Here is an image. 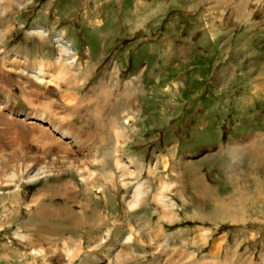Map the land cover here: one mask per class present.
<instances>
[{
	"label": "rangeland",
	"instance_id": "1",
	"mask_svg": "<svg viewBox=\"0 0 264 264\" xmlns=\"http://www.w3.org/2000/svg\"><path fill=\"white\" fill-rule=\"evenodd\" d=\"M0 18L4 51L0 76L5 75L0 85L8 91H0V99H6L18 113L46 114L60 125L65 122L62 114L47 111L46 100L67 112L72 110L66 107L70 105L67 100L83 101L85 106L73 112L70 125L84 128L94 136L92 144L100 145L97 134L104 129L103 121L97 120L102 115L92 111L94 107L106 105L105 112L110 106L120 113L131 110V100L139 97L142 130L139 137L131 134L135 140H128L125 157L142 161L146 167L157 157L169 163L166 168L160 166L154 181L150 180V201L134 212L127 213L124 188H111L108 198L99 193V200L89 203L91 211L95 208L98 216L102 214L92 226L69 217L61 223L51 219L45 226H36L37 208L30 204L33 195L46 194L60 186L62 179L23 185L20 193L12 191L13 187L2 188L0 199L6 197L0 201V264H68L62 250L65 244L87 247L109 227H116L115 234L103 249L91 257L84 254L74 264H98L104 252L131 230H138L134 245L140 252L156 249L155 236L158 242L168 237L177 242L196 240L193 247L199 249L204 231L208 242L201 254L216 253L219 264L234 252L245 259L252 257L255 264L264 258V0H5L0 1ZM39 28L49 33L47 45L31 35ZM62 32L66 36H60V43L72 41L80 65L76 78L70 70L65 92L55 85L20 84L15 72L3 70L14 53L29 56L31 62H55L60 52L56 40ZM142 68L143 88L136 85L128 95L122 93L124 83ZM113 104L117 106L112 108ZM1 137L0 150L5 147L12 157L23 159L15 150L25 147V136ZM143 177L147 178L146 172ZM161 179L178 182L170 195L179 205L174 221L151 201ZM52 196L42 203L48 202L51 208L66 206L60 196ZM56 227L67 232L50 236L48 230ZM17 231L29 235L28 240H19L14 235ZM50 237L61 244L57 254L49 251ZM35 242L44 255L33 254ZM217 244L222 251L214 250ZM156 254L147 256L148 261L138 258L124 264H152L158 260Z\"/></svg>",
	"mask_w": 264,
	"mask_h": 264
},
{
	"label": "bare ground",
	"instance_id": "2",
	"mask_svg": "<svg viewBox=\"0 0 264 264\" xmlns=\"http://www.w3.org/2000/svg\"><path fill=\"white\" fill-rule=\"evenodd\" d=\"M0 1L3 2L5 0H0ZM32 34H34L33 36H36V38L40 40L41 44L47 43L48 40L47 37H49V33L46 30L44 29L40 30L39 28L36 29V31L31 32V35ZM61 35L66 36V34L62 32L57 37L59 39L56 40L58 45L57 48L58 51L60 52H59V57L55 60V62L42 61V60L31 62L32 59L29 60L30 58L29 56H25V55L20 56L14 53L12 58L10 57L9 59V64L4 65L3 70L6 69L8 73L15 72L16 74L15 78L17 82H19L20 84L25 85L31 83V84H35V86L38 85L39 87L40 86L48 87L50 85H55L65 92V90L68 88L69 85L66 80L67 77H71V75L73 74L74 75L73 77L76 78L80 73V71H78L80 65L76 61L77 56L75 55V50L73 48L72 41H68V44L65 45L61 44L60 43L62 41L61 40L62 38H60ZM1 46H0V55H3L4 51L2 50ZM71 53H73V55ZM70 70H74L72 74H70L71 73ZM143 74H144V69L143 68L140 70L138 69L137 73L132 75L124 83L125 88L122 93L126 95L127 92L129 90H132L136 85H138V87L140 88H143L142 87ZM3 76L5 75H2L0 77ZM104 87H105L104 83L101 84L100 91ZM3 88L4 87H2V90L0 89V91H3L4 90ZM57 91L59 90L57 89ZM134 91L136 92V90ZM139 99L140 98L138 97V101H137L136 96H134V98L131 100L133 103L132 106H130L131 110L129 111L124 110L121 111L120 113H116L117 110L115 109L116 110L115 111L114 109H111L110 106L108 105L106 112L103 110V108H105L106 105H104L103 108L94 107L92 111L99 112V114L102 115L101 117L103 118L102 119L100 117H97V120L103 121V128H104V129L100 128V131L98 130L99 133L97 131L98 133L97 135L98 136L101 135L100 145H97L98 143L96 145L92 144V140L94 136L91 133L86 132L84 128L77 127L76 125L75 126L70 125V121L73 117L72 116L73 112H79L85 106L83 104V101L80 102L78 99H71L70 101L67 100V105L68 104L70 105L68 106H66L65 104L64 105L66 107L72 108L71 111L69 110V112H67L65 110L62 111L61 109L63 108L61 107L58 108L56 105H54V102L52 100L50 99L46 100L45 108L47 111L49 112L51 111L53 114L54 112H58L62 114L61 118L65 122L64 124L60 125V124H55L51 120L47 119L46 114L38 115L36 113H30V112L18 113L9 105L6 99L5 100L0 99V135L6 140H8L9 138L12 140L13 139L16 140L18 136L21 137L25 136L24 139L26 140L24 141L25 147L24 146L21 147L20 150H18L19 148H16L15 150L21 152L23 159L19 160L18 157H12V154L10 153L11 150L5 149V147L1 148L0 150V195L3 196V190L1 189L4 187L7 188L13 187L12 191L16 193H20L22 191L23 185H31L34 183H38L45 178L47 179L57 178L58 180L62 179L63 183L62 184L60 183L59 184L60 186L51 187V190L48 191L43 189L44 190L43 192L46 191V194H42L39 191L37 192L36 195H33L32 202L30 204L37 208V211L34 215V217L38 219V221H36L37 222L36 226L37 225L40 226V224L45 226L44 223L51 219H59L60 220L59 223H61L63 222L62 218L68 219L67 217L72 218V222H75L77 224H79V222H82L83 224H88V225L91 223L92 224L95 223L96 218L97 221L101 220L102 214L98 216V213L96 211L97 209L95 210V208H93L94 210L91 211V207L89 203L94 198L99 200L100 195L102 194L106 198H108L107 194L108 192L109 193L111 192L110 191L111 188L112 189L124 188L126 190V194L124 195L123 200L126 205L127 213H131L140 209L143 205H145L148 201H150L149 200L151 194L150 189L152 186V182L150 180L154 181L153 179L159 173L158 171L160 166L161 167L164 166L166 168L169 163L166 158L157 157L153 161L152 165L146 167L145 163L142 161L136 162V160L133 157H125V149L128 140L130 139L135 140L134 136H138V134L142 130V128L138 126L139 120L143 119L142 117L143 108L142 105L140 104ZM119 103L121 104V102ZM120 104L118 106H120ZM113 106L115 107L117 105L113 104L112 108ZM92 111H89L86 114L89 115ZM118 114H120L121 116L119 117ZM100 115L97 114L96 116H100ZM16 116L17 117L21 116V119H17ZM22 122L24 123V125L21 124ZM114 122H118V123H114ZM84 124L86 125V123ZM26 133L29 134L27 135ZM131 134H133L134 136H132ZM114 142H116L117 144ZM97 147L104 149V152L100 153V150L97 149ZM99 167L102 170L100 169V171H98L97 168ZM145 172L147 173V178L143 177ZM74 175H76L79 178L80 180L79 184H77V182L74 181V177H73ZM177 184L178 182L175 180L171 181L169 179H165V180L161 179L160 184L158 185L157 192L154 194V197L152 195V199H151L153 205L156 204L158 206H162L165 212L167 211L168 214L167 217H169L171 221H174V218L176 216L175 212L179 209L178 203L174 201L173 198L170 196L177 188ZM47 188L48 187H46V189ZM10 192L11 191H9V194ZM52 193L54 196L55 195L60 196L62 198V201L64 200L66 204L64 208L58 206H54L53 208H51L48 202L47 204L42 203L44 200L45 201L50 200L53 197ZM99 193L101 194L98 195ZM46 196L47 198H45ZM5 197L6 196H4L3 198L5 199ZM4 199H0V201L3 200L5 202ZM69 204H75L76 206L73 207L80 208L81 211L75 212L73 210L74 209L73 207H69ZM91 205L93 206V204ZM241 212L243 211L241 210ZM48 223L50 224V222ZM36 226H35V230H36ZM53 228L48 230L50 236H54L55 234H57V232L59 233L67 232V230L66 229L64 230V228L56 227L55 230ZM261 228L262 231H264V226H262ZM58 229H62L64 231H58ZM115 230L116 227H109L107 228V230L104 229L103 237L101 236L99 240L92 241V243L90 242V245L87 247L72 242L67 244V245L72 244V246H67L65 244L63 247L64 249L62 250L65 255L64 257L66 259V262L68 264H74L76 260L80 259V257L83 256L84 254L91 257V255L95 252V250L103 246V244L107 243L108 240L112 238V236L115 234ZM51 231H55V233H52ZM137 231L131 230L129 233L124 235V237L119 239V241L116 242V244H114L112 247H109V249L106 247L108 250L105 252L103 251L104 258L101 259V261L98 264H124L126 260H137L138 258H143L148 261L147 256L149 255L155 256L156 253H157L156 255H158V260H156V262L152 264H219L218 260L214 258L215 257L214 254L216 253L210 252L208 254H203V255L201 254L202 249L205 248L208 242L207 237L205 236L206 232L204 231H201V235H200V241L203 243V247L202 246H201L202 248L200 247L201 249L200 248L195 249V247H193L197 245L196 240L194 241L192 240L193 242L191 241L189 242L183 239V241L177 242L170 239L171 237L170 238L168 237L164 241L162 240V242H160L161 241L160 240L158 242L156 241V236H155V241L153 242L154 244L157 245V247L154 251L150 249V251L152 252L150 251L140 252L136 248V246L134 245L135 244L134 239L135 236L138 235ZM14 235L17 238H19V240H24V241L28 240V236H29L27 234L21 233L20 231L15 232ZM140 235H142V232L140 233ZM35 244L36 242L33 243V247H34L33 254L35 256H41V254L44 255L45 254L44 249L43 248L36 249ZM48 245H49V251H51V253L53 254H57L61 250V249L59 250V246L61 245L59 241L54 240L51 237L49 239ZM36 246H38V242ZM214 250L216 252L217 250L218 251L220 250L218 248V244L214 246ZM92 256H94V254ZM239 256L240 255H238L237 252H234V255L233 256L231 255L229 257L230 259H225L224 262L222 260L219 261L220 263L223 264H255L256 263L252 260V257L245 259ZM82 259L84 258L82 257ZM147 261L145 264H147ZM257 263L264 264V258H260V261Z\"/></svg>",
	"mask_w": 264,
	"mask_h": 264
}]
</instances>
